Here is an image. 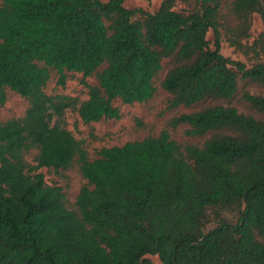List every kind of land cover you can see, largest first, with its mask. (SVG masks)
I'll list each match as a JSON object with an SVG mask.
<instances>
[{"label":"trees","instance_id":"obj_1","mask_svg":"<svg viewBox=\"0 0 264 264\" xmlns=\"http://www.w3.org/2000/svg\"><path fill=\"white\" fill-rule=\"evenodd\" d=\"M226 1L161 0L148 12L125 0H0V105L8 89L29 103L0 121V264H264V95L246 89L264 87V34L249 41L264 0L227 1L232 22ZM222 37L251 64L226 57ZM165 60L168 108L194 110L91 158L67 111L84 124L120 119L115 101L152 99ZM53 71L62 87L81 73L87 98L49 94ZM240 81L248 113L230 104ZM181 125L202 142L174 139ZM73 166L87 181L74 207L40 171Z\"/></svg>","mask_w":264,"mask_h":264},{"label":"rangeland","instance_id":"obj_2","mask_svg":"<svg viewBox=\"0 0 264 264\" xmlns=\"http://www.w3.org/2000/svg\"><path fill=\"white\" fill-rule=\"evenodd\" d=\"M227 1L230 3L232 0ZM227 1L224 4L223 13L226 17L228 15V21L232 22V17L228 14L226 7L228 5ZM124 5L129 9H143L148 12H155L159 9L161 0H125ZM189 7L187 3L179 1L176 8L178 10H187ZM260 34H264V22L261 15L256 13L253 15V25L249 41H253ZM208 38L214 42L215 36L212 31L208 34ZM221 52L233 60L251 64L250 60L243 53L236 50L235 47L231 46L224 37L221 40ZM171 65V61L165 60L164 69L156 80L158 90L149 101L134 104H123L119 100L115 101V105L121 109L122 117L120 119H104L99 122L84 124L76 112L71 110L67 111L65 117L67 127L77 139L83 141L91 158L96 157V151L102 147L121 145L127 141L141 140L149 135H158L173 116L194 110L185 107H179L177 109L168 108L170 94L160 85V82ZM57 79L56 71H53L52 78L46 88L49 94L62 93L78 96L81 99L87 98L88 89L82 82L83 75L81 73L70 72L65 87L58 85ZM86 80L90 84H96L97 82L95 76L88 77ZM239 87L238 95L230 104L236 106L241 112L248 113L250 110L241 100V92L245 87L243 81H240ZM246 89L252 93L264 95V87L262 86L249 84L246 86ZM28 106L29 103L25 98L8 89L7 101L4 105H0V121L24 116ZM187 127L186 125H181L177 129L171 130L172 137L181 143L202 142V139L187 137L185 135V129ZM35 154L36 151L33 150L27 155V160L30 163L35 164L33 161ZM40 171L44 173L49 184H57L65 188L69 204L74 207L81 188L87 183L86 179L80 173L78 166H73L71 169L61 172H56L49 168H41ZM219 211L222 220H227L232 224L237 222L239 217L238 211L231 208H220ZM221 219L209 222L206 230L216 226ZM147 257L155 263L161 264L157 255H148Z\"/></svg>","mask_w":264,"mask_h":264}]
</instances>
